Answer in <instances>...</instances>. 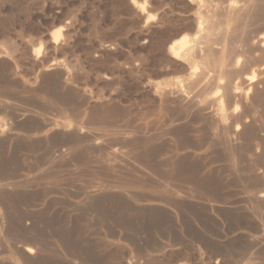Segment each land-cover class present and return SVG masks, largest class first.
Wrapping results in <instances>:
<instances>
[{
    "label": "rangeland",
    "instance_id": "1",
    "mask_svg": "<svg viewBox=\"0 0 264 264\" xmlns=\"http://www.w3.org/2000/svg\"><path fill=\"white\" fill-rule=\"evenodd\" d=\"M189 2L0 0V264H264V105L206 116Z\"/></svg>",
    "mask_w": 264,
    "mask_h": 264
},
{
    "label": "bare ground",
    "instance_id": "2",
    "mask_svg": "<svg viewBox=\"0 0 264 264\" xmlns=\"http://www.w3.org/2000/svg\"><path fill=\"white\" fill-rule=\"evenodd\" d=\"M190 2L192 4H194V9H195L194 12L195 13L192 16L193 17L192 19L194 21L195 31L197 30L196 32L194 31V33H197V34H196L195 38H193V39H187L184 37V38L180 39L179 41L174 42L173 45L171 44L172 46L170 47V49L172 50L174 56L184 59L185 64L187 63L186 61H188L189 64L188 63L187 64L190 65L191 58H194L197 56L199 57V55H200L202 60H201V58L199 60H201L202 63L204 62V64L209 65L210 63L213 62L214 65L218 66L217 68H219V75H218L219 79H218V81L216 80V83H217V87L219 86L220 89H222V91H221L222 93L219 94L218 96L212 95L213 101L216 102V103L215 102H213V103L216 105L218 103V107H217V109L215 108L216 109L215 111L210 112L212 105L209 106L210 107V109H209V107L205 106V105L206 104L209 105L210 103H206V104L203 103V102L208 100L207 97H204L205 99L206 98L207 99L204 100L203 102L199 101V103H196L193 105V103L188 100L187 95H185L186 93H183L185 90H183V92L178 91V89H177V91L164 90V92L166 95L173 97V100L177 99L178 101H184V102H187L190 105H193L194 107H197V108L204 105L205 107H201V108H203L204 110L205 109L210 110V111H208L209 114L206 115V113H205V115L208 117L211 116L215 120L212 122L213 125H215L214 122H217L218 123V125L216 124L217 126L221 125L222 127H225V129H226V125L229 122L228 121L229 119L230 120L232 119L234 121V123L236 121H239L238 122L239 125L236 128H234V131H232L233 133L232 132L231 133H232V136L234 138L236 136H241V134H240L241 130L240 129L241 128L243 129V127H241V126H244L247 123V121H249V122L251 121V120H246L244 118L245 114H244V112H242V108H246L248 105H250V106L252 105V107L255 108V106L253 105L254 103L251 104L252 100L255 98L257 100V103L258 102L263 103V104H260V107H261V105H264V92L262 90V89H264L263 88L264 87V63H262L263 61L261 62L259 60L260 58L262 60V57H261L262 54L264 56V0H190ZM186 11H188V10H186ZM190 11H192V10H190ZM259 20L260 21L262 20L261 24H258L257 26L253 27L252 25H256L255 22L256 21L258 22ZM201 44H205V45L201 46ZM255 52L260 53V56L257 54L255 55V56H259L260 58L257 59L256 57H254ZM241 65H244L243 68H249L248 71H250V68H252L251 69L252 72L250 75H247V74H246V76L244 75L240 84H239V82H236L238 84H236V83L232 84L231 82H225L224 81L225 82L224 83V82L219 81L223 76L232 77V76L238 75L241 71L240 70ZM192 66H194V65H192ZM199 66H200V63H199ZM55 67L59 68L61 66H59V63H58L57 66L55 65ZM195 67H197V65ZM188 69H190V68H188ZM193 69H194V67H193ZM244 70H246V69H244ZM192 71H191V73H192ZM196 73L199 74V77L200 76L203 77L205 74H208V73H206L205 69H203L202 72L197 71ZM193 75H197V74H193ZM239 76L240 77H238V78L241 79L240 74H239ZM197 79H198V81L200 80V78H197ZM236 79H237V76H236ZM209 85H210V83H209ZM204 87H206V85ZM207 87H209V86H207ZM207 87H206V89H207ZM166 95H165V97H166ZM165 97H164V99H165ZM199 97H200V95H199ZM166 99H167V97H166ZM202 99H203V97H202ZM258 107H259V105H258ZM262 107H264V106H262ZM262 107H261V109H262ZM190 108H191V106H190ZM250 108L251 107H248L247 109H250ZM256 109H258L257 105H256ZM256 109H255V111H256ZM212 110H214V109H212ZM251 111H252V109H251ZM195 112L196 111H194V112L192 111V113H194V115H195ZM200 112H198V113H200ZM205 112H207V111L205 110ZM262 112H264V111H262ZM202 113H204V111ZM246 114H248V113H246ZM247 116H249V115H247ZM203 117H205V116H203ZM211 117H209V118H211ZM246 118L248 119V117H246ZM209 121H212V120H209ZM228 124H230V123H228ZM252 124H253V122H252ZM173 125H175V124H173ZM217 126H216V128H217ZM246 126H244V127H246ZM70 127H72V124H70V122H63V128L65 130L68 131V129H70ZM233 127H235V126L233 125ZM78 129H80V128H78ZM220 129H221V127H220ZM225 129H221V130L223 131ZM226 130H228V128ZM81 131H84V130L81 129ZM125 134L126 133H124V135ZM232 136H230V137L233 138ZM234 138L232 139L233 141H234ZM234 144H236V143H234ZM231 147H232V145H231ZM112 153H113V155L118 156L117 151H113ZM118 157H120V156H118ZM3 188H4V186H3ZM259 197H261V198L264 197V194H260ZM260 240H261V238H260ZM24 250L29 255H34L36 249H35V247L28 245L24 248Z\"/></svg>",
    "mask_w": 264,
    "mask_h": 264
}]
</instances>
